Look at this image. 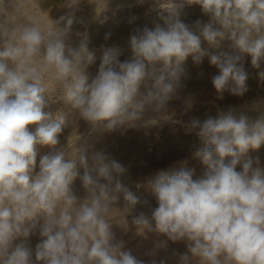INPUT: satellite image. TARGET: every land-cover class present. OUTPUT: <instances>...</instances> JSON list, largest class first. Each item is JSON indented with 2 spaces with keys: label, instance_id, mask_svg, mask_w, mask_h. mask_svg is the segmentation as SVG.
Here are the masks:
<instances>
[{
  "label": "clouds",
  "instance_id": "clouds-1",
  "mask_svg": "<svg viewBox=\"0 0 264 264\" xmlns=\"http://www.w3.org/2000/svg\"><path fill=\"white\" fill-rule=\"evenodd\" d=\"M159 2L151 10L161 22L135 29L121 60L124 49L101 46L97 55L87 31L74 28L83 25L85 0H67L47 24L11 19L0 0V264H168L157 256L169 242L187 249L173 252L175 264H264V166L252 155L264 146V109L252 107L262 101L184 123L201 142L192 157L203 170L196 175L185 159L146 176L136 186L155 206L124 183L123 164L90 152L82 134L72 146L61 143L72 116L102 133L171 121L189 57L197 65L207 57L217 69V99L249 91L248 58L264 83V0H166L167 9ZM193 4L207 21L181 19ZM77 180L82 196L73 191ZM114 226L165 239L141 259ZM37 233L33 252L27 242Z\"/></svg>",
  "mask_w": 264,
  "mask_h": 264
},
{
  "label": "rangeland",
  "instance_id": "rangeland-1",
  "mask_svg": "<svg viewBox=\"0 0 264 264\" xmlns=\"http://www.w3.org/2000/svg\"><path fill=\"white\" fill-rule=\"evenodd\" d=\"M66 2L67 0H6L11 19L26 20L35 18L39 19L44 24H47L51 18L55 19L62 15L64 13L62 7ZM151 5L152 0H144L143 3H140L139 0H110L109 5L108 0H85V3L81 6L80 12L77 14L78 20H82L83 25L77 23L74 25V28L79 31H87L89 36V48L96 50L97 55H99L101 46H118L124 49V54L120 57L121 60H124L130 55L127 50L128 36L137 28H143L144 26L152 27L155 23L161 22L157 16V12L151 10ZM167 6L168 4L166 0H162V2L158 3V7L161 9H167ZM198 11L201 12L199 5H186L181 11V19L185 20L193 18V21H195L199 18L207 21L208 18L203 14L197 16L199 13ZM105 17H107V19H105ZM101 21H103V23ZM121 32L122 34H119ZM108 33L111 35L110 38L106 40L105 36ZM204 47H207V45H204ZM223 50L229 52L232 51L227 47V43ZM98 64L99 61H97L96 65L92 66V69H94L95 72ZM202 64L212 67L211 71L213 75L218 74L215 67L210 65L207 57L203 59ZM199 65L193 63L191 57L188 58L184 65L186 76L182 80L181 87L188 80L198 76ZM245 68L249 72V78H257V70L251 67L250 58L246 60ZM208 83L209 88H214L211 80ZM48 86L51 98L53 101L57 100L59 93L57 92L56 82L49 80ZM198 93L199 92H194L191 96H195ZM194 96L185 97L177 95V98L174 100L189 102L190 100H195L197 98V96ZM261 105L264 106V104ZM223 108L224 105L212 107L209 103H198L197 105L188 107L186 114L188 117H184L182 123H179V120L171 115L172 120L168 122H161L160 124L149 127L122 129L113 133L92 131L85 122H78L77 119L72 116L70 117L71 127L66 128L62 133L61 143H64L66 139L67 144L72 146L79 139V134H82L83 140L81 143L88 147L90 152L103 151L117 161L124 157L125 159L121 162V164L127 169V174L123 178L124 183L135 192L137 196L148 198L152 196L151 193L144 187L137 188L136 185L141 183L146 176L154 173L158 169L167 168L178 161L186 159V166L194 168L196 170V175L201 174L203 170L202 164L192 157V152L195 148L201 146V142L194 133L187 132L183 127V124L190 121L193 117L200 118L202 114L205 115L204 118L208 115L215 116L217 111L222 110ZM164 118L167 119L169 117ZM152 123H155V121H152ZM169 128H173V130L166 133ZM176 131L182 134L187 144L181 146L179 151H176L172 157L166 161L163 167H154L150 165V168L147 167L146 169L144 162L146 164L155 161L154 159L152 161L149 160L148 156L155 155V159L157 160L159 155L158 151L164 148L165 139L168 135L173 139ZM120 146L121 149L119 148ZM46 151H48L46 147L38 146V152L40 154H43ZM252 155L259 156L261 165L264 166V146H262L257 152H253ZM130 173H132V176ZM73 191L78 196L83 195V189L81 188L79 180L74 183ZM113 230L116 233L117 239H122L125 242L126 249L130 250L133 255L141 259H148V257L145 256V253L149 252L157 241L165 239L162 235H157L154 232L147 234L146 238L137 236L134 228L130 229L127 233L116 226H114ZM39 239L37 233L32 235L27 242L33 249V252L35 251V246L39 242ZM174 251L177 253H185L187 251L185 243L169 242L166 249H162L158 252L157 259L167 258L168 264H175V257L173 256Z\"/></svg>",
  "mask_w": 264,
  "mask_h": 264
},
{
  "label": "bare ground",
  "instance_id": "bare-ground-1",
  "mask_svg": "<svg viewBox=\"0 0 264 264\" xmlns=\"http://www.w3.org/2000/svg\"><path fill=\"white\" fill-rule=\"evenodd\" d=\"M167 7H169V4ZM200 11H201V9H200ZM200 14H202V12H199L197 14V16H199ZM184 21L185 22H193V18H190V19L188 18V19H185ZM122 32L119 34H122ZM114 35H116V34H114ZM199 66L200 67H199L198 76H196L195 78H192V79L188 80L187 82H185L177 93V95H181V96H185V97H193L194 95L191 96L192 93L199 92L198 94L195 95V96H197V98L195 100L192 99L189 101V104L191 103V106L197 105L198 103H209V105H211L212 107L224 105V108L222 110L227 111L229 108H240L242 106L250 107L254 102L262 101L260 103L253 104L252 107L258 108V109H264V106L261 105V104H264V83L259 82L257 78H249L248 79L247 83L249 86V91L243 97L232 96V95L228 94L227 92H225L224 98L222 100H220V99L216 98L215 89L209 88V86H208L209 85L208 82L211 80L210 78L213 75V73L211 71L212 67H209V66H206L203 64L199 65ZM92 68L93 67H91L89 69V71L94 74L95 70ZM216 71H217V69H216ZM201 79H203V80H201ZM141 91H143V89H141ZM187 109H188V106H187V102H185V101L183 102V101L173 100L169 103V112L172 116H175V118L179 120V123L183 122L184 117H188V115H186ZM192 113H193V111H192ZM250 115H252L254 117L256 115V113L251 112ZM204 116L205 115L202 114V116L200 118H204ZM170 130H173V128H169L166 133H169ZM135 137H136V135H135ZM173 137L174 138L171 139V137L169 135L167 136V138L165 139L164 148L158 151L159 155H158L157 160L155 159L156 158L155 155L148 156L149 160L152 161L154 159L155 161L154 162H148L146 164L144 162V166H146L145 167L146 169H147V167L150 168V165L154 166V167H163V165L166 163V161H168V159H170L176 151L177 152L179 151L181 146L187 144L180 132L176 131L174 133ZM132 138H133V136H132ZM133 140H135V139H133ZM143 146H145V145H143ZM119 148L121 149V146ZM140 153H141V151H140ZM124 159L125 158L123 157V158L119 159L118 161L121 163ZM132 173H133V171H132ZM132 173H130L131 176H132ZM140 198H141V200H145V199L148 200L152 204V206L155 205V200L152 196H150L148 198H142V197H140Z\"/></svg>",
  "mask_w": 264,
  "mask_h": 264
}]
</instances>
